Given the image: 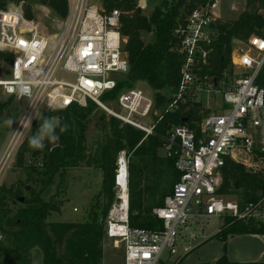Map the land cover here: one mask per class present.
Masks as SVG:
<instances>
[{
  "label": "built area",
  "instance_id": "2783aa9c",
  "mask_svg": "<svg viewBox=\"0 0 264 264\" xmlns=\"http://www.w3.org/2000/svg\"><path fill=\"white\" fill-rule=\"evenodd\" d=\"M67 3L62 28L54 36L41 34L20 9L0 8V49L13 55L7 63L10 75L0 78V87L21 106L0 156V176L36 120L30 128L16 131L21 127L20 118L33 111L29 96L20 93L22 87L30 89L32 102L39 104L41 112L85 105L90 100L146 135L154 133V119L146 121L154 105L151 93L127 87L116 96V110L103 101V95L113 90L129 69L122 50L126 38L120 32L119 9L107 11L94 0ZM220 3L198 2L175 29L183 62L169 110L188 100L200 101L203 94L218 93L220 102L201 119L198 131L179 124L162 136L163 153L174 156L179 172L164 204L153 209L162 227L129 224L128 155L123 150L117 156L114 199L104 227L108 238L123 245V264H179L192 246L184 245L183 253L172 259L178 254L177 241L183 230L190 232L189 240L196 239L192 227L197 216H230L246 225L264 226V194L240 203L217 193L226 158L264 172V87L256 82L264 65V35L253 34L246 41L234 42L245 46L232 50L231 75L218 81L200 74L216 35L213 25L221 15ZM261 13L264 18V11Z\"/></svg>",
  "mask_w": 264,
  "mask_h": 264
},
{
  "label": "trees",
  "instance_id": "16d2710c",
  "mask_svg": "<svg viewBox=\"0 0 264 264\" xmlns=\"http://www.w3.org/2000/svg\"><path fill=\"white\" fill-rule=\"evenodd\" d=\"M20 1L27 6V16L31 17V0H0V8ZM38 1L61 17L67 15V0ZM200 1L162 0L150 13L144 14L136 6V0H101L107 11L113 8L125 11L120 17V32L126 38L122 50L129 63L128 72L103 98L118 95L123 89L132 87L134 82H146L152 90L153 109L158 110L152 114L154 133L146 135L145 131L114 116L106 121L105 114H101L98 119L105 128L102 139L87 146L85 128L97 109L96 103L88 100L85 105L57 109L55 115L68 124V130L60 133L57 129L59 140L42 150L32 149L28 138H25L18 154H41L42 161L38 162L41 170L30 164V171L50 175L51 179L57 173L63 176L62 171L69 167L97 168L102 175L101 189L87 220L55 221L49 216L59 210L58 203L47 201L40 194L24 196L12 186H0V229L7 235L5 240L0 239V264H32L31 249L34 247L41 250L42 264H102V242L106 236L104 220L114 199L117 156L123 150L129 156V224L148 229L162 227V220L153 214V209L164 204L165 197L171 194L174 183L179 179L174 156L160 152L164 144L162 136L179 124L198 131V123L210 113L201 101L188 100L176 110L168 108L180 81L183 62L175 29ZM244 1V9L236 18H219L213 25L216 35L209 45L207 63L202 65L201 75L212 76L218 81L225 75H231L233 39L246 41L253 34L264 35L261 13L264 11V0ZM143 33H149L150 37L144 39ZM12 58V53L0 51V61L7 63ZM256 82L264 87V65ZM38 125L32 124L31 130ZM221 170L218 194L235 196L240 203L255 200L264 194V172L251 170L230 158L225 159ZM20 196L23 201L18 200ZM237 234L264 235V226L246 225L226 216L214 234L222 242L223 254L219 262L224 261L227 238Z\"/></svg>",
  "mask_w": 264,
  "mask_h": 264
},
{
  "label": "rangeland",
  "instance_id": "374dc122",
  "mask_svg": "<svg viewBox=\"0 0 264 264\" xmlns=\"http://www.w3.org/2000/svg\"><path fill=\"white\" fill-rule=\"evenodd\" d=\"M94 1L104 8L101 4V0ZM29 2L31 17L27 16V6L23 1H20L19 3L10 2L6 7H16L20 9L23 12L24 17L29 21H33V23L36 24L38 31L43 35L54 36L59 33L63 25L64 17L59 16L50 7L38 0H31ZM161 2L162 0H136L135 4L141 9L142 13L148 14L154 7L160 5ZM244 6V0H221L219 9V13L221 14L220 18H236L244 9ZM118 9L120 11V16L125 13L121 8ZM149 37V33H143L144 39H148ZM244 46L245 45L240 42L234 44V47ZM0 51L7 52L2 49H0ZM7 63L3 60L0 61V78H6L10 75ZM133 86L152 94L151 88L144 81L134 82ZM116 96L109 95L106 98H103L104 103L109 109H118ZM198 100L201 101L200 103L205 110H209L210 112L215 110L220 102L218 93H213L208 96L203 94ZM20 108V103L6 95L0 87V156L4 151L10 131L17 119ZM157 111V109H153L149 118H146V121L151 123V120L153 119L152 114H155ZM43 113H45L44 116H53L55 115L56 110L49 109L43 111L42 114ZM101 114H105L106 121L112 116L107 110L97 105L95 113L91 115L85 128L87 146L96 144L97 141L102 139L105 128L103 127V122L98 119ZM8 120L14 121L13 125L6 124L5 121ZM34 123H38V127L32 130L30 129L25 138H29L38 130L41 121L35 120ZM18 150L19 148L9 162V166L2 172L0 176V186H12L14 189L18 190L19 194L24 196L40 194L45 200L58 203L59 210L53 212L49 216V219L55 221L87 220L88 213L94 205L96 196L101 189V171L97 168L85 166L69 167L62 171L63 176H60V174L57 173L51 179L50 175L30 171V164L35 165L37 170H41V167L38 166V162L42 161L41 154L33 155L27 152L18 154ZM160 152H163L162 149H160ZM87 154H89V151H87ZM29 156L31 157L29 158ZM27 186H29V189H27ZM226 198L233 199L236 197L228 196ZM224 218L222 219L217 216L195 217L193 219L194 225L192 230L196 235V239L189 240L190 232L187 230L181 231L177 241L178 254L172 255V259H176L183 253V246L186 244H190L192 250L182 257L179 264L193 260L195 249L201 243L205 241H207L206 244L211 242L218 243L220 240L214 237V234L220 229ZM0 232L1 238L5 240L7 235L1 229ZM102 245V264H123L124 247L121 243L116 244L114 240L105 236ZM240 246L242 249L247 248L244 244ZM251 247L254 248V246ZM36 249L40 251L38 247H36ZM34 254L37 255L36 253ZM35 257L37 258V256ZM36 258H34L33 264H40V261Z\"/></svg>",
  "mask_w": 264,
  "mask_h": 264
},
{
  "label": "crops",
  "instance_id": "0c3cea01",
  "mask_svg": "<svg viewBox=\"0 0 264 264\" xmlns=\"http://www.w3.org/2000/svg\"><path fill=\"white\" fill-rule=\"evenodd\" d=\"M201 243L194 252L193 260L183 264H264V235L261 234H237L227 238L224 261L219 262L223 254L222 242ZM246 245L242 249L240 245ZM251 246H254L252 248ZM33 262L35 256L42 264L41 250L36 247L31 249ZM36 253L37 255H35ZM32 262V264H33ZM182 264V263H181Z\"/></svg>",
  "mask_w": 264,
  "mask_h": 264
},
{
  "label": "clouds",
  "instance_id": "9594fccd",
  "mask_svg": "<svg viewBox=\"0 0 264 264\" xmlns=\"http://www.w3.org/2000/svg\"><path fill=\"white\" fill-rule=\"evenodd\" d=\"M21 95H27L30 99V107L32 108V113L22 116L19 120L21 125L16 131H22L31 127L32 120H40L41 124L38 130L28 138L29 146L34 150H42L48 147V144H55L59 140V134L64 133L68 130V124L64 123L59 116H44L40 110L39 104H34L31 99L30 89L27 87H22L20 89ZM12 120L5 121L6 124L13 125ZM47 142V143H46Z\"/></svg>",
  "mask_w": 264,
  "mask_h": 264
},
{
  "label": "water",
  "instance_id": "95a60500",
  "mask_svg": "<svg viewBox=\"0 0 264 264\" xmlns=\"http://www.w3.org/2000/svg\"><path fill=\"white\" fill-rule=\"evenodd\" d=\"M233 42H236V38L233 39ZM27 189H29V186H27ZM19 201H23L24 198L22 196L18 197Z\"/></svg>",
  "mask_w": 264,
  "mask_h": 264
}]
</instances>
